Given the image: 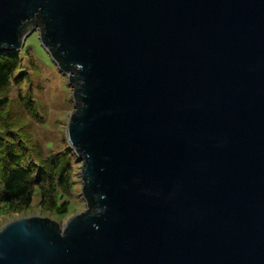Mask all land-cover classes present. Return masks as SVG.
Wrapping results in <instances>:
<instances>
[{"label":"water","instance_id":"1","mask_svg":"<svg viewBox=\"0 0 264 264\" xmlns=\"http://www.w3.org/2000/svg\"><path fill=\"white\" fill-rule=\"evenodd\" d=\"M36 27L86 208L0 264H264V0H0V52Z\"/></svg>","mask_w":264,"mask_h":264},{"label":"rangeland","instance_id":"2","mask_svg":"<svg viewBox=\"0 0 264 264\" xmlns=\"http://www.w3.org/2000/svg\"><path fill=\"white\" fill-rule=\"evenodd\" d=\"M23 44L28 48V53L24 54L21 59L20 68L24 70L23 76L26 78L21 86L13 84L4 91L9 103L2 111V117H5L8 111L13 130L18 131L24 127L23 132L27 133L29 143L34 149L40 150L43 155L71 151L74 185L67 197L69 202L65 215L62 216L51 209H45L39 204V197L35 195L28 208L19 211H0V227L14 218L29 215L49 218L61 227L67 218L86 208L81 195V163L69 147L65 137L66 122L74 110L72 86L67 73L58 68L57 63L41 44L37 27L27 32ZM28 93L32 95V101L25 105V102L29 100ZM34 113L38 115L34 116Z\"/></svg>","mask_w":264,"mask_h":264},{"label":"trees","instance_id":"3","mask_svg":"<svg viewBox=\"0 0 264 264\" xmlns=\"http://www.w3.org/2000/svg\"><path fill=\"white\" fill-rule=\"evenodd\" d=\"M23 45L21 50L0 52V211L28 208L37 195L40 205L63 216L74 185L72 152L43 155L29 143L24 127L13 130L8 111L2 117L9 103L4 91L13 84L21 86L26 78L20 68L21 59L28 53ZM31 96L27 94L25 105L30 104Z\"/></svg>","mask_w":264,"mask_h":264}]
</instances>
